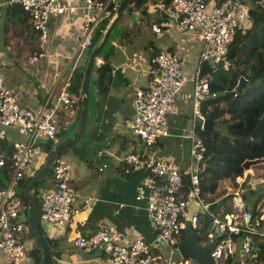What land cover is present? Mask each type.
Masks as SVG:
<instances>
[{
  "label": "built area",
  "instance_id": "1",
  "mask_svg": "<svg viewBox=\"0 0 264 264\" xmlns=\"http://www.w3.org/2000/svg\"><path fill=\"white\" fill-rule=\"evenodd\" d=\"M121 1L85 0L87 15L84 40L78 47L77 60L64 81L63 91L54 107L47 108L52 99L50 96L40 114L23 108L14 99L0 73V254L9 258L5 264H23L26 258L28 207L19 198L18 189L27 178L34 177L44 166L47 158L44 146L62 139L64 130L58 122L59 109L78 105V99L69 91L78 69V61L84 53L95 47L96 32L102 29L106 21H113ZM245 1L172 0L170 4H166L171 16L177 20L179 32L197 34L202 39L198 67L190 79L194 87L193 124L186 133L191 142L189 167L186 171H181L152 151L159 139L169 137L167 117L187 82L181 59L177 55L163 53L150 60L147 86L138 90L134 97L135 116L124 122L125 128L139 142L137 150L130 149L129 153L118 160L124 175L144 176L137 188L136 200L144 204L152 230L162 247L155 248L141 238L129 241L124 233L100 221L93 236L80 237L74 242V246L82 253L99 255L103 257L104 264H195L194 259L182 256L180 246L183 242L182 233L189 222V204L196 201L211 221L207 236L209 241L204 242L205 246L215 241L216 232L224 237L216 243L211 254L216 264L234 261L238 243L233 236H241L239 239L243 260L240 264L259 262L256 248L258 239L264 241V217L253 218L246 209L244 188L249 184L255 190L259 185L256 180L247 176L236 180L238 189L233 191L234 212L223 216L214 211L212 204L206 201L202 188L204 175L209 169L207 147L202 138V133L207 132V118L202 113V105L207 100L219 97L211 91L204 66L210 64L214 71L234 70L230 59L231 48L241 27L249 24V9ZM74 2L75 0H10L7 5L8 8L20 6L30 19L32 28L45 41L52 18L74 11ZM257 5L264 9V0H258ZM152 30L155 34L162 33L158 25H153ZM37 61V56L31 59L32 63ZM56 82L53 90L59 86L61 79ZM242 82L248 84L249 80L246 76H240L236 87L232 91H224L223 95L233 92V97L237 98ZM14 128L19 130L24 142L9 138L8 131ZM107 168L108 165L105 164L100 171ZM72 175L71 166L66 161L57 159L50 174L54 188L46 192L38 202L41 227L44 224L53 225L62 235L74 215L82 213L92 202V199L86 198L84 209H76L78 196L69 186ZM201 217L204 216L196 213L191 221L198 238L203 237L200 231ZM84 226L85 223L82 224Z\"/></svg>",
  "mask_w": 264,
  "mask_h": 264
},
{
  "label": "crops",
  "instance_id": "2",
  "mask_svg": "<svg viewBox=\"0 0 264 264\" xmlns=\"http://www.w3.org/2000/svg\"><path fill=\"white\" fill-rule=\"evenodd\" d=\"M9 1L0 0V18H2L0 20V73L4 76L7 87L18 104L35 114H40L50 96L52 99L47 108L50 109L56 105L58 97H55V94L57 92L60 94L63 91L64 81L68 78L70 69L77 60L78 47L84 40L86 30L85 0H75L74 11L52 18L48 38L45 41L40 39L39 34L38 40H31L33 28L30 23L29 28L16 20H11V26H5L3 18L4 13L7 12ZM252 3L253 0L245 1L249 11ZM135 6L134 3L133 7L135 8ZM143 9H147L149 15L147 19L142 20L144 17L142 11L135 9L129 24L126 23L127 27H120V23L116 28L118 36L115 39H112L113 35L111 37L113 44H109L108 47H113L114 52L106 49L105 54L98 61L100 67L104 63V57L109 56V66L112 68L113 76L109 93L100 94L99 88L94 85L96 109L95 118L92 116L95 129L91 135L92 140L90 143H84L83 148H86L87 151L84 152L83 160L73 153L65 157V161L71 166L73 172L69 186L78 196L75 203L76 209H84L86 198L92 199V202L82 213L74 215L63 235L53 225H42L46 236L54 242L52 254L55 264H104L99 255L84 254L74 246V242L78 238L93 236L100 221L124 233L129 241L141 238L155 248L162 247L152 230L144 204L136 200L137 188L143 182L144 176L141 174L126 176L123 174V167L118 164V160L124 154L139 145L137 138L125 128L124 122L135 116L134 97L138 90H143L147 86L150 60L163 53L177 55L182 61L187 82L167 117L169 137L159 139L152 151L159 158L173 163L181 171L188 169L191 142L186 133L193 124L194 87L190 79L198 67L202 39L197 34H185L178 31L177 20L168 11L166 0L150 3ZM140 20L147 21L151 33L149 36L140 37L141 40L138 41L133 31L136 23ZM153 25L160 26L162 33L155 34L152 30ZM130 26L132 29H128ZM248 27L249 25H244L241 29ZM129 36L135 37L131 40ZM125 37L130 40L124 42ZM100 41L101 38L97 40L96 45ZM119 44H131V49H128L129 51L121 50L116 54L115 50ZM137 44H140V49L137 48ZM121 48H125V46ZM35 56L38 57V61L32 63L31 59ZM88 58L87 52L84 53L78 61V68L83 64L87 65ZM215 72L213 69V74L205 75L208 76L210 82L213 81ZM94 78L95 74H93ZM59 79H61L60 84L63 82V86L59 84L53 90ZM77 108V106L73 108L64 106L59 109L58 116L62 115L63 117V121L60 122L63 125H59L64 133L77 124ZM8 136L12 141H25L17 128L9 130ZM125 141L134 143V146L127 149L122 148ZM105 164L108 165V168L100 171ZM255 166L262 167L260 172L264 169V163ZM255 166L246 170L243 177L253 178L251 180H256L259 185L255 190L251 189L249 184L244 186L245 200L246 209L251 211L257 208L261 214L258 217L260 218L264 217V190L261 189L264 187V178L259 180L256 178L258 175L253 170ZM51 181L52 179H46L44 182L45 186L53 189L54 184ZM235 184L236 186L231 182L225 183L224 191L210 197V204L222 216L234 212L229 197L233 200V191L238 189L237 183ZM44 189L45 187H42V190ZM252 192L254 194H251ZM83 223H85L84 227H82ZM31 241V238H27L28 250ZM236 242L239 243L236 248V256L239 257L235 256L233 262L240 264L243 260L240 250L241 240L237 239ZM257 243V254L264 255L260 250L264 246V241L258 239ZM32 244L34 248L33 241ZM240 256L242 259H239ZM8 260L7 256L0 254V264H5ZM23 264H32V261L27 263L25 258ZM195 264L200 263L195 260Z\"/></svg>",
  "mask_w": 264,
  "mask_h": 264
},
{
  "label": "trees",
  "instance_id": "3",
  "mask_svg": "<svg viewBox=\"0 0 264 264\" xmlns=\"http://www.w3.org/2000/svg\"><path fill=\"white\" fill-rule=\"evenodd\" d=\"M171 1L172 0H166V4H170ZM257 1L258 0H253L249 11V27L239 30L236 41L231 48L230 59L234 64L232 76L229 80L222 79L219 84L211 81V91L217 93L219 97L207 100L202 105V113L208 120H214L216 123L223 120L222 123L226 125L228 129L227 135H221V133L215 131L202 133V138L207 147L206 155L209 158V169L204 175V180L202 182L203 196L208 203H211L210 197L219 194L222 190L224 191L226 187L225 183L231 182L232 185L236 186V180L243 177L246 172L245 166L247 164H250L251 169L264 160V9L257 5ZM149 2L150 0H138L135 2V9L137 11L141 10L144 15L142 20H146L149 16L147 9H143L145 5H150ZM6 15L10 20H16L23 26L30 28V19L20 6L15 5L8 8ZM110 23V20L106 21L102 29L96 32V41L101 38L102 31H105ZM33 30L34 29H32L33 34L31 40L35 41L38 40L39 35ZM112 44L113 41L111 39L110 45ZM106 49H108L107 51L114 52L113 47H108ZM87 55L89 56V52ZM104 59V63L95 69V78L93 79V84L99 88V93L102 95L109 93L113 80L112 68L109 66V56L106 55ZM85 67L86 65L83 64L76 70L75 77L72 80V85L69 90L72 96L78 99L77 124L82 110L81 86ZM211 73L213 74L211 65L205 64L204 74L208 75ZM240 76H246L249 80V85H247L243 94L239 95L237 98L223 95L224 91H232L236 87L237 80ZM94 131L91 132L87 139L92 140L91 135ZM256 133L257 139H255ZM66 137L68 136H65L63 133L62 139ZM54 145L55 143H49L44 146V151L47 155L50 154ZM83 146L84 142L76 147H66L60 152L58 160L65 161V157L70 153H73L83 160L84 152L87 151ZM130 146H134V143L125 141L122 144V148L124 149ZM135 149L137 150V146ZM32 179L33 177L27 178L21 185L22 191H19V198L27 207L29 203L25 200L24 195ZM45 185V182L41 183L35 191L38 202H40L43 196L42 194L52 190V187ZM42 187H45V189L42 190ZM251 194L254 193L252 192ZM229 200L232 201L233 204L231 197H229ZM250 212L253 218L261 216L257 208ZM210 227L211 221L206 217H201L200 231L203 233V238L205 237L206 241H209L207 236ZM30 237L34 243V248L29 251L28 257L32 261V264H43V252L37 240L32 235H30ZM196 238L201 239L198 238V236ZM184 239L185 233L183 232L182 241H184ZM48 242L51 249H53L54 242L49 238ZM260 250L264 253V246H262ZM100 258L103 259L101 256ZM258 258L259 262L256 264H261L264 261V255L259 254ZM232 263L233 261L228 262V264Z\"/></svg>",
  "mask_w": 264,
  "mask_h": 264
},
{
  "label": "water",
  "instance_id": "4",
  "mask_svg": "<svg viewBox=\"0 0 264 264\" xmlns=\"http://www.w3.org/2000/svg\"><path fill=\"white\" fill-rule=\"evenodd\" d=\"M138 0H123L120 3L116 17L110 23L109 27L102 33L101 41L97 44L89 54L87 65L84 71L83 82L81 86V105L82 110L79 118V122L74 133L64 139H60L53 146L52 151L47 157L44 167L33 177L29 185L25 190L24 198L29 203L28 206V229L30 234L37 240L39 247L43 252V264H55L54 256L52 254V249L48 242L47 236L44 234L39 217H38V199L36 197L35 191L38 186L43 183L48 176L51 174L52 167L59 157L60 152L66 147H76L82 144L89 135V132L94 128V121L91 115V87L93 74L96 68L99 67L98 61L105 54L107 46L110 44L112 35L114 34L116 28L125 16L132 17L135 12L133 4ZM132 5V6H131ZM229 72L226 70L219 69L213 75V83H220L221 79H230ZM247 84L242 82L238 88V92L243 94L246 89ZM230 97L234 96V93L227 94ZM206 131L213 132L215 129V121L207 120L205 123ZM257 139V133L255 135ZM259 163H264L262 160ZM246 170L250 169V164L245 166ZM189 222L184 231L185 239L180 246V252L185 259H194L200 264H216L211 254L215 248L217 242L224 239L223 236H219V233H215V241L208 246H201L198 243V239L195 236V232L191 226V221L196 213L209 218L206 212L203 210L202 206L194 201L189 204ZM235 239H239L241 236H233ZM232 264H238V262H233Z\"/></svg>",
  "mask_w": 264,
  "mask_h": 264
},
{
  "label": "rangeland",
  "instance_id": "5",
  "mask_svg": "<svg viewBox=\"0 0 264 264\" xmlns=\"http://www.w3.org/2000/svg\"><path fill=\"white\" fill-rule=\"evenodd\" d=\"M159 0H150V2L149 3H152L153 4V2H158ZM2 17H3V14H2ZM7 16H6V14L4 13V21H3V23H6V27H10L11 26V20L9 19V18H6ZM133 17V16H132ZM132 17H130V16H125L123 19H122V21L120 22L121 24H120V27L121 26H123V28H125V27H127V24H129L128 22H129V20L132 18ZM0 20H2V18H0ZM127 23V24H126ZM131 25V24H130ZM128 29H132V27L130 26ZM133 33H135L136 35L135 36H137V39H138V41L139 40H141V38L140 37H142V36H149V34L151 33V30H150V27H149V25H148V23H147V21H139L138 23H136V26L134 27V31H133ZM118 36V32L117 31H115L114 32V34H113V38L112 39H115L116 37ZM134 36V37H135ZM130 38H131V40L134 38H132V36H129ZM124 42H126V41H129L130 39H128L127 40V37H125L124 39ZM134 45H135V43H134ZM123 46H125V48H121V47H123ZM140 44H137V48H139L140 49ZM128 49H131V44H119V46L117 47V49L115 50V53L117 54V52L119 53V51H129ZM131 51V50H130ZM100 65V64H99ZM227 72H229L230 74H229V76L231 77L232 76V71L230 70V71H228V70H226ZM247 85H249V83L247 84ZM60 86H63V82L60 84ZM61 88V87H60ZM94 88H95V86H94V84H93V86H92V92H91V97H92V116L95 118V91H94ZM189 90V92H191V90L190 89H188ZM182 91H183V89H182ZM182 91H181V93H182ZM181 93H180V95H181ZM60 94H59V92H57L56 94H55V97H58ZM179 95V96H180ZM241 95V94H240ZM178 96V97H179ZM64 107V106H63ZM63 111H64V109H63ZM225 118H227V117H225ZM58 122H59V124L62 126L63 124H61L60 122L61 121H63V117H62V115H59L58 116ZM222 121L223 120H221L220 122H215V132H218V133H221V135H227L228 134V132H227V127H226V125H224L223 123H222ZM77 125V124H76ZM76 125H74L73 127H71V128H69L68 130H66V132L64 133L65 134V136H71L73 133H74V131H75V129H76ZM64 126H65V124H64ZM67 129V128H66ZM94 129V128H93ZM93 130H91L90 132H89V134L92 132ZM91 142V140L90 139H86L85 141H84V143H90ZM259 165V164H258ZM261 168L262 167H259V166H255L254 168H253V170L257 173V175H258V177H256V178H258V180L260 179V178H264V169L260 172V170H261ZM48 179H50V177H48ZM262 189V191L264 190V187H262L261 188ZM20 192L22 191V189H21V187L18 189ZM209 232H210V230H209ZM30 231H27L26 233H25V236H26V238H31L30 237ZM204 242H208V240L206 241L205 240V237L203 238H201V239H198V243L200 244V245H204ZM238 245H239V243H238ZM26 248H27V251H26V259H27V263L30 261V259H29V257H28V253L27 252H29V251H31L32 250V248H33V244H32V241H31V244L29 245V250H28V243L26 244ZM237 257V256H236ZM239 257V256H238ZM237 257V258H238ZM239 259H242V257L240 256V258ZM239 264V263H238Z\"/></svg>",
  "mask_w": 264,
  "mask_h": 264
},
{
  "label": "clouds",
  "instance_id": "6",
  "mask_svg": "<svg viewBox=\"0 0 264 264\" xmlns=\"http://www.w3.org/2000/svg\"><path fill=\"white\" fill-rule=\"evenodd\" d=\"M95 46H96V45H95ZM91 51H92V50H91ZM91 51H90V52H91ZM241 95H242V94H241ZM233 98H234V97H233ZM259 164H261V163H259Z\"/></svg>",
  "mask_w": 264,
  "mask_h": 264
}]
</instances>
